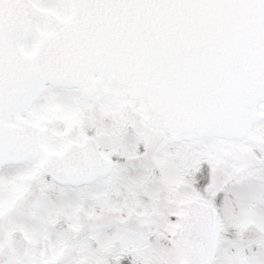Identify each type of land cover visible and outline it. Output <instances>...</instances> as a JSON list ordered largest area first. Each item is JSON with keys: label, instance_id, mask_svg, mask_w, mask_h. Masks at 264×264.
<instances>
[{"label": "snow or ice", "instance_id": "6c2138e0", "mask_svg": "<svg viewBox=\"0 0 264 264\" xmlns=\"http://www.w3.org/2000/svg\"><path fill=\"white\" fill-rule=\"evenodd\" d=\"M0 264H264V0H0Z\"/></svg>", "mask_w": 264, "mask_h": 264}]
</instances>
